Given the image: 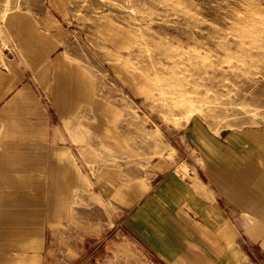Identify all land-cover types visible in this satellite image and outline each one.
Returning <instances> with one entry per match:
<instances>
[{"label":"rangeland","instance_id":"rangeland-1","mask_svg":"<svg viewBox=\"0 0 264 264\" xmlns=\"http://www.w3.org/2000/svg\"><path fill=\"white\" fill-rule=\"evenodd\" d=\"M23 36L41 47L35 65ZM0 67L29 72L41 128L49 140L66 130L64 150L82 180L53 212V155L46 165L36 153L40 184L30 187L50 221L28 240L29 256L43 264H264L263 233L253 246L232 237L233 250L219 249L199 209L219 205L233 220L204 175V154L209 161L229 136L264 129V0H0ZM63 67L79 76L83 98L66 127L47 95ZM181 86L189 100H177ZM12 116L4 132L26 148L24 122ZM207 176L219 182L217 169L208 166ZM16 257L5 249L2 264Z\"/></svg>","mask_w":264,"mask_h":264},{"label":"crops","instance_id":"crops-1","mask_svg":"<svg viewBox=\"0 0 264 264\" xmlns=\"http://www.w3.org/2000/svg\"><path fill=\"white\" fill-rule=\"evenodd\" d=\"M40 49L41 47H35V45L27 48L30 64L35 65L38 62ZM78 77L73 76L66 67L55 71L52 76L53 84L47 94L53 99L56 112L65 119V127L68 119H77L78 107L83 101L82 83L80 79L77 80ZM30 79L27 71H10L0 67V264H2V254L5 249L9 251L15 249L17 264L48 263L44 257L40 260L39 254L28 255L33 245L28 240L42 237L41 224L50 221L46 210L40 209L41 201L40 203L38 201V199L42 200L40 192L30 187L37 182L40 184V179L34 176L36 167L33 162L37 158L36 153L45 154L46 165L53 155L46 192L53 212H62L60 200L66 196L68 189L82 186L80 174L67 158L64 150L67 148L68 141L66 130L64 132L59 128L49 140L47 131L41 128L44 118L34 102L38 99L35 97ZM12 106L14 107L11 108ZM15 108L19 114L13 113ZM13 114L17 115V118L19 116L26 127L25 138L28 141L23 142L26 148H19L18 137L12 139L10 132H4V129L10 130L11 120L16 119L12 116ZM227 141V144L222 145L225 151L219 147L218 150L210 148L209 161L204 154V175L213 190L217 192L222 207L229 211L233 220L223 216L219 205L211 207L203 204L199 209L202 223L206 227V234L209 237L210 233L214 237V234H218L219 240L216 239V242L219 249L226 250L230 246L229 248L233 250L232 237L237 241L245 237L253 246L258 241L256 239L259 238V233L264 234V228H258L260 225L264 226L262 219L264 218V129L260 133L250 131L245 138L229 136ZM211 150L212 153L215 151L218 154L217 166L215 164L212 166ZM161 166L162 163L159 164V167ZM208 166L214 170L217 169L219 182L210 181L207 176ZM134 197L135 192L128 193L127 198L123 200L125 208L132 205ZM207 209L217 210L221 220L210 216ZM243 217L254 218L260 223L252 225L251 221L248 223L243 220ZM189 230L194 229L189 228ZM210 244L216 247L215 244ZM259 247L264 253V239ZM37 248L40 250L41 246ZM171 258L172 256L170 260ZM173 261L168 260V263L172 264Z\"/></svg>","mask_w":264,"mask_h":264},{"label":"bare ground","instance_id":"bare-ground-1","mask_svg":"<svg viewBox=\"0 0 264 264\" xmlns=\"http://www.w3.org/2000/svg\"><path fill=\"white\" fill-rule=\"evenodd\" d=\"M22 42L26 45V48H32L34 47V44L32 43L33 41L30 40V39H27V37H22L21 38ZM29 41H32V42H29ZM110 41L111 43H114L115 45L117 44L116 39L114 38H110ZM70 93V92H69ZM84 95V94H83ZM90 95V94H89ZM163 96V95H162ZM175 96H178V99L177 100H189L190 98V95L184 91V89L182 88V86L179 88L178 90V93L175 95ZM170 100H173L172 98ZM186 103V102H184ZM177 108L179 107L178 103L176 102L175 105ZM173 184V181H172V178L170 177L168 181H166V184H165V187H163L165 189L164 192H168L169 195L166 196V199L169 200L171 199L172 200V197H171V191H166L167 188H168V185H172ZM163 196H164V193H163ZM165 197V196H164ZM264 220V218H262ZM166 239V238H165ZM170 240V239H169ZM172 242V240H171Z\"/></svg>","mask_w":264,"mask_h":264}]
</instances>
